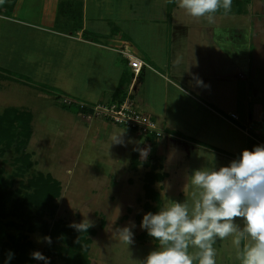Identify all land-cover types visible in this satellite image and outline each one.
Returning a JSON list of instances; mask_svg holds the SVG:
<instances>
[{
  "label": "rangeland",
  "instance_id": "obj_1",
  "mask_svg": "<svg viewBox=\"0 0 264 264\" xmlns=\"http://www.w3.org/2000/svg\"><path fill=\"white\" fill-rule=\"evenodd\" d=\"M64 1L18 0L11 17L0 15V69L7 71L4 73L0 70V77H3L0 80V116L9 107L28 111L33 115L32 136L29 141L24 144L19 138L11 142L0 140V181L13 193L4 206L7 214L5 230L14 237L13 240H19L23 246L30 245L27 252L29 256L24 264H43L31 256L37 250L49 257L51 264H141L157 246L151 237L147 241L142 239V234L147 233L139 227L143 215L150 211L156 212L159 206L163 207L172 201L182 202L190 195L188 175L208 163L199 164L196 161L191 170L186 155L191 156L190 145L193 141L208 138L205 131L211 121L201 120V116H197L194 123L201 132L195 134V130L198 131L199 128L187 131L177 124L179 130L174 127L169 129L164 126L165 118H157L153 114L164 133L157 138L151 134L137 136L130 128L110 122L101 117L100 113H94L93 118L88 120L79 116L82 114H77L76 111L81 104L93 107L99 103L119 100L123 96V89H119L117 98L110 96L113 88L108 84L113 83L101 75L104 67L97 63L103 56H91L89 50L85 49L79 51L77 43L57 34H74L70 27L77 18V6L67 0V4L72 6L66 14L68 9L64 7L67 5L61 3ZM97 1L103 6L109 4V0H91V12ZM119 1L122 12L125 11V18L129 16L130 5L133 7L132 11L137 12L140 17H144L148 8L151 9L145 4L147 0ZM251 1L254 4L251 9L248 6L241 14L230 12L214 16V23L209 24L205 18L189 16L186 10L178 6L179 0H176L179 9H174L172 17V9H169V14H165L164 18L167 19L165 27L159 24V30L169 31L170 44L166 46L163 43V47L168 48L174 57V64L176 62L179 65L175 69L178 73L183 72L181 62L185 61L186 55L192 54L190 65L193 62L194 65L184 70L196 76L204 71L208 80L203 81L209 86L199 87L204 92L208 91L210 85L216 84L219 87L224 84L226 80L219 79L228 72L230 78L237 77L236 80H240L239 75L248 70L249 78L241 82L237 94L240 98L245 91L251 97L247 105L254 110L257 101L264 104V0ZM171 4L172 0L169 1V8ZM110 22L112 21H107L106 26L104 23L98 26L104 31L108 30L107 33L110 34L111 28L116 27L109 25ZM136 24L133 21L129 23L128 20L121 21L126 38L130 37L132 40L129 43H134V33L138 30ZM210 26L250 31L249 62L245 61L243 66H240L241 62L238 63L244 71L234 65L224 51L213 45L207 29ZM144 29L147 34L154 31L153 28ZM139 38L143 40L144 34ZM196 53L200 55L195 66ZM116 59L117 67H123L127 75L133 73V68L131 70L127 67L122 55ZM86 62L88 73L84 66ZM90 73L95 74L93 80H90ZM236 80L232 79V83H236ZM95 83H98L97 91L104 96L103 91H108V97L99 103H94V95L82 96L76 91H85L87 84ZM130 84L131 82L125 87L124 93H127ZM139 88L143 89V86L139 85ZM234 98L231 100L229 97H221V107L225 110L226 117L227 113H231L229 111L239 113L236 105L238 102L241 104V98H238L237 103ZM67 101L71 104H67ZM179 104L181 108L187 107L186 101ZM172 109L173 106L171 112ZM216 126V132L209 140L214 139L211 143L230 151V164L242 154L245 143L243 145L237 132L226 123ZM122 132H125L126 146L111 144V139ZM254 137L255 142L252 140L254 143H251L248 135L250 149L264 144V123L262 133ZM145 138L157 152L154 155L151 151L148 158L142 160L137 149L146 147L141 143ZM161 148L165 151L160 152ZM147 163L152 166L165 163L166 168L159 169V172L170 175L163 182L156 181L153 191L148 193L149 196H158V201H151L146 197L148 176L145 178V172L151 170ZM37 174L52 178L47 182L45 191L53 203H46L49 204L48 209L43 212L35 206H22L25 196L34 193L35 188H30L29 185L36 180ZM58 186L57 193L49 192L50 188ZM84 220L93 224L89 234L71 227L73 223ZM133 221L136 225L134 243L128 246L114 231ZM57 231H65L67 235L60 236ZM92 231L94 233L91 234ZM45 236L52 238L51 245L38 242ZM82 237H85L83 242L80 241ZM231 239L228 237L224 241H217L216 264H240ZM250 243V239L245 241V244Z\"/></svg>",
  "mask_w": 264,
  "mask_h": 264
},
{
  "label": "crops",
  "instance_id": "obj_2",
  "mask_svg": "<svg viewBox=\"0 0 264 264\" xmlns=\"http://www.w3.org/2000/svg\"><path fill=\"white\" fill-rule=\"evenodd\" d=\"M66 1L67 0L61 2L64 5H67L64 7V9H68L66 14H68V11L72 6L70 3L69 5L67 4L69 1H71V3L75 5V7L77 6L75 8L78 14L77 18L74 19V25L71 24L72 26L70 27L74 34L72 36H67L64 34L62 35V33L57 34L62 37L70 38L73 42H75V44L77 43L80 46L79 51L85 49L86 51L89 50L91 56L97 54H101L103 56L101 61L97 60V63L104 67L103 73L101 75L108 78V80L113 83L108 84L109 87L113 88L110 96H116L119 89L122 88V97H124L126 94L124 93L125 87L129 84V82H132L133 79L137 78L134 98L138 103L140 110L144 114H146L153 122L156 123L157 129L162 134L164 133L159 127L160 125L158 124V121L155 119L153 114H155L157 118H165L164 126L168 127L169 129L174 127L178 128L179 130L180 127H178L177 124L182 126L187 131L191 128H199V126L194 123V120H196L197 116H201V120H208L209 122L211 121L212 124L210 123V126H208L205 131L207 132L208 138L204 139V141H193L190 145L191 156L186 155V157L189 160L191 170L192 167L196 164V161H198V163L207 162L205 159L198 155V152L201 149H204L206 151H213L215 153V166L217 168L229 165L228 161L229 158H231L230 151H227L219 145L211 143L214 139L209 140L210 136H212L214 132H216V124L222 125L226 123L232 129H234L243 142V145L245 143L244 149H250V142L247 139L248 135L249 140H253L255 138L254 136L262 133L264 123L263 102L257 101L254 110H251L247 105V103L249 104V100L251 97H249L248 94L243 91L240 95L241 104H239V96L237 94V88L239 89V87L241 86V82L245 81L246 78H249L247 76L248 70L244 71L241 67H239L238 63L241 62L240 66H243L246 64L245 61L249 62V45L251 42L250 31L246 30L245 32L242 29L213 26L207 28L209 31L208 35L210 36L213 45L215 47H218L220 51H224L228 55L229 59L234 63V65L241 68L240 70L244 72L239 75L240 80H236L237 77L230 78L228 72L226 75H224L223 77L221 76L219 79L226 80L225 82L223 81L224 84L222 83L219 87H216V84L210 85L208 91L204 92L202 89L195 86V80L193 79V76L190 75L188 71L184 70L185 68H189V66L192 67L194 65V62L190 65V62H192V58H190L192 54L186 55L187 58H184L185 61L181 62L183 72L178 73L175 69L179 67V65L176 64V62L174 64V57L172 53H169L168 48L163 47V43H165L166 46L167 44H170L168 42L169 31H160L159 24H161L162 27H165L167 19L164 20V18L166 17L165 14H169L170 0H147L145 4H147L148 7L150 6L151 9H147V13L144 15V17H140V15L135 11L133 12V7L130 5L128 16L129 19L127 17L125 18V11L122 12V6L119 4V0H109V4L106 6H103L100 1H97L95 2V5L92 6V12L91 10H89L91 8V0ZM107 7L109 8L107 9ZM252 7H254V4L251 1L249 8L251 9ZM175 8L179 9L177 7L176 0L174 7L170 11V16L172 15ZM217 15L221 14H214V16ZM125 19H127L129 23L133 21L134 24H136L135 22H137L138 24V30L134 33L133 37V39H135L134 43H129L132 40H127L124 37V35H126V32L124 30V27H121V21L127 22V20ZM107 21H112L109 23V25L113 24V26H116L111 28L110 34L107 33L108 30L104 31L103 28H99L98 26V24L100 23H104L106 26ZM117 22L120 23V25H115ZM144 27L146 29L153 28L154 31H152L150 34H147L145 33ZM143 34L145 38L142 40L139 37H141ZM241 43L242 46H239V44ZM120 55H122L125 63L127 64V67L131 70L132 66L129 62V55L136 59L142 60L144 62L143 67L145 68L144 79H141L140 75H138V77L132 75L134 73L133 71L132 74L127 75L126 70L123 67H117L116 57L118 58V56ZM194 55L196 66V62L198 61V57L200 54L196 53ZM87 64L88 62L84 64L86 73H88L89 70ZM94 75L95 74L90 73V80H93ZM198 77L202 80H208V78L204 75V71H201ZM129 79L131 80L129 81ZM232 79L236 80V83H232ZM86 80H88V76ZM237 81H239L238 85ZM98 83L87 84V89L85 91H81L79 89H76V91L79 95L82 96L94 95V103H99L103 98L107 96L108 91H103L105 93V96L102 92L97 91L96 88L98 87ZM219 83L220 82H218V84ZM139 85L143 86V89H138ZM188 86L192 89H189ZM182 88L184 89V92H182ZM92 92H96V94ZM221 97H229V99L231 100L235 97L234 99L236 100V103L238 102V105H236V111H238L239 113L236 114L234 112L232 113V111L229 112L238 115L240 121L229 117L228 113L226 117V112H224L225 110H223L221 107ZM183 101H186L187 107L181 108L179 103ZM81 105L85 107L81 109L80 106V111L78 110L76 111V113L82 114L79 116L84 119L87 118L88 120L87 116L90 113L89 110L88 114H84L82 112V110L84 109H86L84 112H87L88 106L85 104ZM171 106H173L172 112L170 111ZM173 110H176L177 112H173ZM180 114L181 116L179 117ZM238 124H242V126H239ZM247 128H249V131L247 130ZM132 131L137 136L141 137L144 135L139 131ZM199 132H201L200 128L198 129V131L195 130L194 133L197 134ZM148 134L156 136L155 133ZM141 143L143 145H146V147H150L151 151H153L152 153L154 155L156 154L157 149H153L152 144H150V142L146 138ZM239 149H241V147H239ZM164 151L165 149L161 148L160 152ZM146 165L149 168L151 167V170H147L145 172V178L146 175L150 176L153 174V176H155L156 178L154 180V184L156 183V181L163 182L170 177L168 173L163 174L159 172V169L162 170L164 167L166 168L165 163L153 166L147 163ZM147 247L150 248V246Z\"/></svg>",
  "mask_w": 264,
  "mask_h": 264
},
{
  "label": "clouds",
  "instance_id": "obj_3",
  "mask_svg": "<svg viewBox=\"0 0 264 264\" xmlns=\"http://www.w3.org/2000/svg\"><path fill=\"white\" fill-rule=\"evenodd\" d=\"M232 4L233 0H179L178 6L189 16L205 18L212 24L214 14L221 8L230 12ZM192 75L195 86L209 87L196 74ZM124 133L114 136L111 144L126 146ZM137 150L142 160L151 152L150 147ZM198 155L208 164L188 175L190 195L182 202L172 201L143 215L139 227L157 246L141 264H216L215 245L228 237L232 238L231 245L240 264H264V144L244 149L237 159L219 168L215 166L213 151L201 149ZM71 227L82 233L88 232L93 224L84 220ZM135 227L133 221L117 227L114 234L130 246L134 243ZM249 239L251 243L245 244ZM38 242L51 245L52 238L45 236ZM13 256L9 252L5 264H10ZM31 256L38 262L51 264L41 251H34Z\"/></svg>",
  "mask_w": 264,
  "mask_h": 264
},
{
  "label": "trees",
  "instance_id": "obj_4",
  "mask_svg": "<svg viewBox=\"0 0 264 264\" xmlns=\"http://www.w3.org/2000/svg\"><path fill=\"white\" fill-rule=\"evenodd\" d=\"M18 0H4L3 4H0V15L4 14L9 17H11V13L14 11V8L16 7V3ZM251 4V0H233L232 9L230 12L235 13H243L245 10H247V7ZM174 7V0H172V4L170 9ZM230 12H225L222 8L215 14H226ZM118 29V28H117ZM126 38V35H124ZM127 39V38H126ZM131 39L128 37L127 40ZM144 67L143 70H141L140 78L144 79ZM4 73L7 71L0 69ZM134 75V74H132ZM3 79V77H0V80ZM6 79H13V78H6ZM86 109L82 110L84 114H88L87 112H84ZM80 111V110H79ZM238 116V115H237ZM232 118V117H231ZM239 120V116L238 119ZM32 121H33V115L28 111H20L19 108L16 107H9L7 108L4 113L0 116V140L11 142L15 139H20L22 143L25 144L26 141H29V139L32 136ZM133 130V129H132ZM136 131V130H134ZM3 141V142H4ZM255 140H253L254 142ZM34 182H30L29 187L35 188L34 193L32 195L25 196L24 200L22 201V206L30 207L33 206L37 207L39 211H45L48 209V205L46 203H53V201L48 199V196L45 191V186L48 181H51V177H44L42 175H38L35 178ZM155 176L150 175L148 176V184L145 186L147 198L151 201H158L159 197L156 195L149 196L148 193L150 191H153V184L155 180ZM33 186H32V185ZM59 190L58 187L50 188L49 192H55L57 193ZM12 191L8 188L4 187L2 182L0 181V264H5L8 253L12 252L14 253V256L10 262V264H24L26 262V257L29 256V246L26 244L23 246V243L20 244L19 240H13L14 237H11L8 235L7 231L5 230V218L7 217V214L5 213L4 206L6 205V201L12 196ZM28 205V206H27ZM32 206V207H31ZM24 207V208H25ZM45 207V208H44ZM50 208V207H49ZM4 210V211H3ZM60 232L59 235L62 236L63 234L67 235L65 231H57ZM89 234L88 232H85ZM94 233V231L91 232V234ZM77 234V233H76ZM75 234V235H76ZM82 235V234H81ZM85 238V237H84ZM84 238H80V241L83 242ZM149 236L147 233L142 234V239L144 241H147ZM87 243L89 242L86 241Z\"/></svg>",
  "mask_w": 264,
  "mask_h": 264
},
{
  "label": "built area",
  "instance_id": "obj_5",
  "mask_svg": "<svg viewBox=\"0 0 264 264\" xmlns=\"http://www.w3.org/2000/svg\"><path fill=\"white\" fill-rule=\"evenodd\" d=\"M128 58L133 68L134 75L138 77L143 69L144 62L130 55ZM136 79L137 78L133 79L127 93L121 99L109 103H99L93 107H87V110L90 112L87 117L93 118L94 113H96V115L100 113L101 117L115 124L126 126L144 135L155 133L157 137H162L163 134L157 129L156 123L140 110L134 98ZM67 104L70 105L71 102L67 101ZM84 107L85 106L81 105V109ZM230 116L235 120L238 119V116L235 114L231 113Z\"/></svg>",
  "mask_w": 264,
  "mask_h": 264
}]
</instances>
